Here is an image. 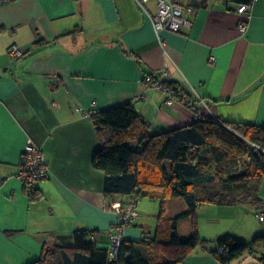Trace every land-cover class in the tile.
<instances>
[{"label": "crops", "instance_id": "obj_1", "mask_svg": "<svg viewBox=\"0 0 264 264\" xmlns=\"http://www.w3.org/2000/svg\"><path fill=\"white\" fill-rule=\"evenodd\" d=\"M175 1L192 9L194 25L163 31V42L136 0H18L0 7V264H30L45 248L73 246L77 231H94L99 246L111 248L119 222L112 206L126 207L130 197L107 195L106 175L93 167L100 140L92 113L131 104L153 134L197 117L264 127V0L246 14L237 9L252 0ZM156 3L147 4L151 14ZM12 46L25 57L14 59ZM163 69L191 94L195 112L181 102L165 106V95L143 83ZM29 140L49 164V177L30 190L19 177ZM31 190L40 198L32 201ZM260 197L261 207H200L201 237L232 234L248 243L264 237V180ZM143 201L137 220L124 230L126 240L157 231L158 221L146 220L156 217L159 201ZM165 206L169 218L189 211L185 200L169 199ZM192 225L191 218L179 222L182 240L190 238ZM262 254L264 244L231 264H261L256 256ZM184 264L221 263L199 248Z\"/></svg>", "mask_w": 264, "mask_h": 264}, {"label": "trees", "instance_id": "obj_2", "mask_svg": "<svg viewBox=\"0 0 264 264\" xmlns=\"http://www.w3.org/2000/svg\"><path fill=\"white\" fill-rule=\"evenodd\" d=\"M42 44L40 40L35 46ZM164 85L191 99L177 84L167 80ZM91 118L100 140L93 167L106 175V194L129 196L130 203L160 201L157 231L151 237L144 233L140 241L124 238L115 259L110 249L91 239L96 232L77 231L73 246L45 248L42 257L30 264H184L199 248L221 264H231L245 253L254 255L264 244V237L248 243L232 234L205 240L196 219L198 209L205 205L262 206L264 127L197 117L190 125L153 134L151 123L131 104L94 112ZM204 148H210L219 163L244 161L245 170L228 176L224 170L209 173L207 158L195 162ZM28 194L32 201L40 198L36 190ZM169 199L185 200L189 211L167 217L165 202ZM187 218L193 221L192 233L182 240L178 224ZM256 258L264 264L263 254Z\"/></svg>", "mask_w": 264, "mask_h": 264}, {"label": "built area", "instance_id": "obj_3", "mask_svg": "<svg viewBox=\"0 0 264 264\" xmlns=\"http://www.w3.org/2000/svg\"><path fill=\"white\" fill-rule=\"evenodd\" d=\"M18 0H0V7L9 5ZM151 0H136L137 4L142 8L144 12L151 16L153 27L160 42H163L161 33L169 30L175 33H180L182 30L192 29L194 23L190 19L192 9L190 7L183 6L177 3L175 0H157L156 12L151 14L147 8V4ZM256 0H252L250 3L241 4L237 11L240 14H246L250 12L253 4ZM242 31L247 28L246 23L240 26ZM9 54L14 59H21L25 57L26 53L17 46H12L9 50ZM170 72L167 69H163L159 72H154L146 75L143 79V83L155 92H159L165 95V106L172 107L176 103L185 104L189 110L195 112L196 107L192 103L189 95L185 92H175L168 86L164 85V82L169 80ZM54 107H58L56 102L52 104ZM19 177L22 180L24 186L27 189H36L39 184L49 177V164L45 157L42 148L36 145L32 140H29L25 150L22 154ZM140 201H132L128 206L123 207L121 202L113 204V210L119 217V222L115 226V235L111 240L110 256L112 259L116 258L117 252L124 240V230L132 226L138 218V204ZM261 220H264V214L260 216ZM92 240H97L98 236L93 235Z\"/></svg>", "mask_w": 264, "mask_h": 264}, {"label": "rangeland", "instance_id": "obj_4", "mask_svg": "<svg viewBox=\"0 0 264 264\" xmlns=\"http://www.w3.org/2000/svg\"><path fill=\"white\" fill-rule=\"evenodd\" d=\"M207 158V162H208V172L212 173V174H217L219 173L221 170H224L226 172V176L233 174V173H237V172H241L245 170V162L244 161H239L238 164H233L232 162H230L229 160L223 161L221 163H219L216 158L214 157V154L211 153V149L210 148H204V149H200V151L198 152V154L196 155V159L195 162L198 161L197 158ZM144 200V201H143ZM145 200H147L148 202L150 201V199H142L140 200L139 203H141L142 201L145 202ZM173 201L175 200H183V199H172ZM142 204V203H141ZM140 204V209L139 211L141 212V207H143L144 203L141 206ZM160 201H159V209L156 211H154V215L156 217H150V219H147L146 222L148 225H152V222L157 223L158 221V216L157 213L160 210ZM145 220V219H144ZM149 220V221H148ZM137 224V222H136ZM147 225V227H148ZM139 228L142 227V225L140 224V222L138 223ZM145 227V226H143Z\"/></svg>", "mask_w": 264, "mask_h": 264}, {"label": "water", "instance_id": "obj_5", "mask_svg": "<svg viewBox=\"0 0 264 264\" xmlns=\"http://www.w3.org/2000/svg\"><path fill=\"white\" fill-rule=\"evenodd\" d=\"M197 6V5H196Z\"/></svg>", "mask_w": 264, "mask_h": 264}]
</instances>
